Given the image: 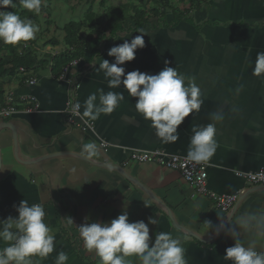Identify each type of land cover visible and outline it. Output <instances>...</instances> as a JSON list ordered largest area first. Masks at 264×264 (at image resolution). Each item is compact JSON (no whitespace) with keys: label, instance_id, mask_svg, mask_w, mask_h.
<instances>
[{"label":"crops","instance_id":"crops-1","mask_svg":"<svg viewBox=\"0 0 264 264\" xmlns=\"http://www.w3.org/2000/svg\"><path fill=\"white\" fill-rule=\"evenodd\" d=\"M199 1L201 10H192L189 18L173 26L167 25L172 14L165 20L163 16L150 17L142 27L149 34L144 35L145 47L136 50L134 60L120 65L125 73L138 69L157 74L167 60L178 73L195 77L204 103L198 114L190 113L178 126L179 139L174 143H162L151 122L136 112L137 98L129 96L123 84L109 89L103 72L98 70L103 59L114 62L108 50L141 35L137 30L104 42L99 55L91 58L86 53V61L81 59L74 68L79 82L75 97L81 112L90 94L99 95L98 89L121 91L125 96L113 113L93 121L95 134L66 124L63 110L70 95L68 85L48 68L37 71L34 87L19 83L17 77L6 79V91L34 95L39 110L0 119L16 127L18 159L11 130L1 129L0 220L17 217L13 205L24 199L29 205L44 207L45 223L55 233V247L42 264H54L60 251L67 253V264H99L95 252L84 249L77 227L108 222L122 214L125 205L130 222L157 219V224H149L150 244L157 232H169L181 238L188 264H231L223 257L234 240L223 231L212 234V228L206 233L203 223L210 220L214 227L221 215H231L235 220L241 213L264 210V185L246 182L234 173L264 169V75H252L257 53L264 52V0ZM239 85L243 89L236 95ZM225 100L230 104L222 105L226 118L217 124L219 146L208 161L207 188L218 194H239L228 211L218 209L179 172L130 160L124 148H162L187 154L192 125L211 123L209 113ZM230 105L239 111H229ZM100 139L109 146L102 148ZM90 141L100 145L99 157L92 160L80 155L83 144ZM149 193L168 206L180 227ZM64 217H71L74 225H66ZM257 250H264V238L257 239Z\"/></svg>","mask_w":264,"mask_h":264},{"label":"clouds","instance_id":"clouds-1","mask_svg":"<svg viewBox=\"0 0 264 264\" xmlns=\"http://www.w3.org/2000/svg\"><path fill=\"white\" fill-rule=\"evenodd\" d=\"M18 2L22 9L31 13L41 12L42 0ZM8 6L16 8V0H0V8ZM38 31L39 27L31 19L21 18L14 11L0 10V41L3 43L18 45L33 40ZM137 32L141 35L111 47L108 55L115 58L114 62L103 59L98 70L103 72L109 89H117L123 84L128 95L137 98L136 112L151 122L162 143H174L179 139L178 126L190 113L200 112L204 103L203 93L195 77L178 73L176 68L168 66L170 62L167 60L157 74L143 73L138 69L125 73V68L120 65L135 59L136 50L145 47L144 35H149L143 28ZM44 75L51 78L50 74ZM252 75H264V52L257 53ZM242 89L243 85H239L235 94L238 95ZM98 94L92 93L86 98L82 113L79 111L81 104L76 102L71 108L72 115L88 124L102 114L113 113L120 101L125 99L121 91L105 92L101 88ZM225 103L230 104L225 100L209 113L211 123L192 125L188 160L208 162L215 154L219 146L217 124L226 118L225 107L222 106ZM229 111L236 113L239 109L230 105ZM80 155L89 160L97 158L100 145L94 141L87 142L83 144ZM13 207L18 216L0 220V244L4 245L0 247V264H42L55 247V233L45 223L44 207L35 203L29 205L26 199ZM126 207L122 214L108 222L84 223L77 227L84 249L94 251L99 264H188L180 237L159 231L150 246L149 224H157V219L148 217V223L144 220L130 222ZM63 220L68 226L74 225L71 217H64ZM203 225L206 233L212 228V234L219 235L223 231L234 240V245L226 248L225 261H231V264H264V250H257V239L264 238V210L241 213L235 220L231 215H221L219 224L214 227L210 220ZM68 259L67 253L60 251L54 264H67Z\"/></svg>","mask_w":264,"mask_h":264},{"label":"trees","instance_id":"trees-1","mask_svg":"<svg viewBox=\"0 0 264 264\" xmlns=\"http://www.w3.org/2000/svg\"><path fill=\"white\" fill-rule=\"evenodd\" d=\"M50 1L42 0L40 13L48 15ZM16 2V8L12 9L8 6L0 10L14 11L21 18L31 19L34 24H38L36 14L22 9L18 0ZM76 2L88 4L84 19L79 21L72 19L66 22L62 27V39L47 35L45 42L39 44L36 36L35 39L20 42L18 45L0 41V109L4 106L6 79L17 77L19 83L23 82L22 77L18 75L20 67L35 71L48 68L55 77H59L72 60L86 61V53L94 58L101 53L104 42L117 38L125 31H138L144 24L149 23V18L152 16L167 17L169 11L173 19L167 25L173 26L189 18L192 10L202 9L199 0H124L117 4H113L112 0H76ZM96 2L99 11L94 10ZM46 22L49 23L48 20ZM35 46L39 48L60 46L61 50L58 54L52 55V52L38 51Z\"/></svg>","mask_w":264,"mask_h":264},{"label":"built area","instance_id":"built-area-1","mask_svg":"<svg viewBox=\"0 0 264 264\" xmlns=\"http://www.w3.org/2000/svg\"><path fill=\"white\" fill-rule=\"evenodd\" d=\"M35 49L42 53L52 52V55L58 54L60 50L58 47L46 46L39 48L35 46ZM81 59L72 60L63 69L62 73L57 77L59 81H65L68 85L70 95L66 100V105L63 110L66 124L77 127L83 131H89L96 133L95 124L93 121L85 124L78 116L72 115L71 108L79 102L76 99V90L79 88L78 77L74 73V68L79 66ZM18 75L22 77L23 82L28 86L34 87L37 84V71L34 69H26L20 67L18 69ZM39 110V104L32 94H16L14 91H6L4 95V106L0 109V119L11 117L20 112L31 113ZM81 112V108L79 110ZM82 113V112H81ZM100 145L102 148H107L109 143L100 139ZM128 149L130 160L136 163H151L161 166L168 170L177 171L181 174L183 179L189 183L195 190L201 194H206L213 200L215 206L222 210L228 211L236 202L238 193L235 194H218L210 191L207 188L208 166L209 162L196 163L187 159V154H181L180 152L171 153L162 148L154 149ZM236 176L242 178L246 182L252 184L264 185V169L259 170H234Z\"/></svg>","mask_w":264,"mask_h":264},{"label":"rangeland","instance_id":"rangeland-1","mask_svg":"<svg viewBox=\"0 0 264 264\" xmlns=\"http://www.w3.org/2000/svg\"><path fill=\"white\" fill-rule=\"evenodd\" d=\"M124 0H112L113 4L120 3ZM88 8L87 3H79L76 0H51L50 8L48 11V15L44 13L36 14L38 24H35L39 27V31L36 33L38 36V43L42 44L49 36H58L59 39H62L63 25L69 20H83L84 13ZM94 10L99 11V6L97 2L94 4ZM168 15L171 13L168 11ZM161 16V15H159ZM164 20L166 17H163ZM168 19V18H167ZM46 20L49 21L46 22ZM163 21V20H160ZM130 23V22H128ZM87 25V24H86ZM58 50H61V47H58Z\"/></svg>","mask_w":264,"mask_h":264},{"label":"water","instance_id":"water-1","mask_svg":"<svg viewBox=\"0 0 264 264\" xmlns=\"http://www.w3.org/2000/svg\"><path fill=\"white\" fill-rule=\"evenodd\" d=\"M3 128H8L11 130L12 132V139H13V145H14V156L16 157L17 159V130H16V127L13 123L11 122H7V121H0V130L3 129ZM47 157H50V156H47ZM18 160V159H17ZM0 166H1V155H0ZM133 181V180H132ZM138 185H140V187H142V189L146 192H148V190L146 188H144L141 184L138 183ZM151 198H153L154 200H156L157 202H159L165 209H166V212H167V215L169 216V218L172 220V222L174 223L175 226L177 227H180L178 226L174 219H173V215L171 213V210L168 208L167 205H165L161 200H159L156 196H154L153 194L149 193ZM188 233L194 237L197 238V236L195 234H193L192 232H189Z\"/></svg>","mask_w":264,"mask_h":264}]
</instances>
